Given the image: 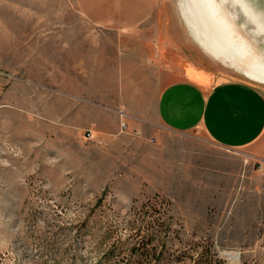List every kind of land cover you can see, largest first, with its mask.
Masks as SVG:
<instances>
[{
	"label": "rangeland",
	"instance_id": "obj_1",
	"mask_svg": "<svg viewBox=\"0 0 264 264\" xmlns=\"http://www.w3.org/2000/svg\"><path fill=\"white\" fill-rule=\"evenodd\" d=\"M248 1L254 23L236 22L264 56V0ZM183 4L0 0V264H264V152L120 132L122 65L254 82Z\"/></svg>",
	"mask_w": 264,
	"mask_h": 264
},
{
	"label": "crops",
	"instance_id": "obj_2",
	"mask_svg": "<svg viewBox=\"0 0 264 264\" xmlns=\"http://www.w3.org/2000/svg\"><path fill=\"white\" fill-rule=\"evenodd\" d=\"M153 60L150 67L122 65L124 75L134 76L120 104L129 130L155 141L163 132L199 129L218 147L264 152V86L239 77L218 80L209 71L202 79L194 66L177 71Z\"/></svg>",
	"mask_w": 264,
	"mask_h": 264
},
{
	"label": "bare ground",
	"instance_id": "obj_3",
	"mask_svg": "<svg viewBox=\"0 0 264 264\" xmlns=\"http://www.w3.org/2000/svg\"><path fill=\"white\" fill-rule=\"evenodd\" d=\"M192 2L193 6L191 5V8H187L185 4L183 5L185 13L187 14V20H190L188 27L191 30V34H193L192 36H194L195 40L203 47L213 49L212 44L209 42L208 38L204 36L202 30L199 28L193 16L194 13L201 18L204 27L208 29V32H210L215 37L219 47L227 53L226 55L228 57H231L230 64L236 70L246 75L249 79L260 85H264V56L257 51V46L244 35V33L241 31V28L238 26V22H236V18L241 13L246 21L247 19H251L250 23H254L255 19L250 16L253 14V12L249 1L218 0L217 2H219L220 5L215 1L213 2V0H192ZM237 12H239V14ZM221 14L225 15L228 20H230L232 27L235 29V31H237L238 34L245 38L246 42H248V45H245L240 40L238 41L237 39L231 38L230 34L228 35L227 28H225V26L222 24V21H218L217 15ZM254 31H252V33ZM217 32H220L221 34L218 35ZM225 255L230 261L237 264L239 259L238 254L228 251L225 253Z\"/></svg>",
	"mask_w": 264,
	"mask_h": 264
},
{
	"label": "built area",
	"instance_id": "obj_4",
	"mask_svg": "<svg viewBox=\"0 0 264 264\" xmlns=\"http://www.w3.org/2000/svg\"><path fill=\"white\" fill-rule=\"evenodd\" d=\"M124 115H125V113L122 111L121 112V117H124ZM121 120H122V122H121L120 132L121 131H126L128 129V123H127L126 120H123V119H121ZM136 133L140 134L141 132L139 130H136ZM92 134H93L92 130L91 131L89 130L88 133H87V135H89V138H91L93 136Z\"/></svg>",
	"mask_w": 264,
	"mask_h": 264
},
{
	"label": "trees",
	"instance_id": "obj_5",
	"mask_svg": "<svg viewBox=\"0 0 264 264\" xmlns=\"http://www.w3.org/2000/svg\"><path fill=\"white\" fill-rule=\"evenodd\" d=\"M139 250L138 249H133V252L139 251V252H141V255H145V258H146V256L148 258L149 255H153L151 252H149V249L145 246V244L144 245L142 244V246H140ZM135 264H147V263H145L144 261H142V262L135 263Z\"/></svg>",
	"mask_w": 264,
	"mask_h": 264
},
{
	"label": "water",
	"instance_id": "obj_6",
	"mask_svg": "<svg viewBox=\"0 0 264 264\" xmlns=\"http://www.w3.org/2000/svg\"><path fill=\"white\" fill-rule=\"evenodd\" d=\"M263 12V11H262ZM264 13V12H263Z\"/></svg>",
	"mask_w": 264,
	"mask_h": 264
}]
</instances>
